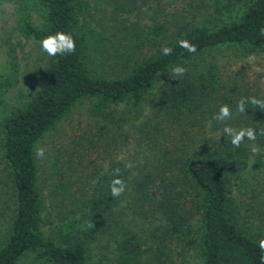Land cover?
Instances as JSON below:
<instances>
[{
    "label": "trees",
    "instance_id": "16d2710c",
    "mask_svg": "<svg viewBox=\"0 0 264 264\" xmlns=\"http://www.w3.org/2000/svg\"><path fill=\"white\" fill-rule=\"evenodd\" d=\"M156 1L149 29L124 21L117 38L93 25L90 0H35L41 26L30 14L19 19L27 39L40 42L62 30L74 36L76 51L51 57L39 89L0 119V264H19L33 254L46 264H93V245L100 242V264H260L264 136L245 138L235 148L214 116L227 104L233 118L225 123L264 128L258 107L236 112L242 97L264 99L249 80V70L264 68V0H171L184 4L167 12ZM180 38L197 51L180 48ZM165 45L174 49L170 56L161 54ZM227 50L246 58L238 76L245 88L237 91L220 75L216 55ZM176 65L187 70L179 79L169 74ZM11 85L0 64V95ZM86 100L103 130L130 121L118 111L122 104L137 113L149 102L162 120L142 128L137 140L144 149L130 169L125 163L132 160L123 158L87 174L86 150L71 140L48 172L51 198L70 200L67 216L56 223L46 212L36 150ZM253 146L259 151L253 153ZM117 167L127 190L112 198L109 183ZM247 179L257 183L248 188Z\"/></svg>",
    "mask_w": 264,
    "mask_h": 264
},
{
    "label": "rangeland",
    "instance_id": "374dc122",
    "mask_svg": "<svg viewBox=\"0 0 264 264\" xmlns=\"http://www.w3.org/2000/svg\"><path fill=\"white\" fill-rule=\"evenodd\" d=\"M35 0H0V64L4 68V73L11 80L10 88L0 95V119L8 114L13 108L22 106L39 89L42 84L45 73L48 71L51 57L44 53L40 47V42L27 39L18 29V21L24 14H30L36 25L41 26L42 19L37 10ZM92 4V22L101 34L105 36L119 37V27L127 24H133V29L139 30L141 27L149 29L153 22L152 15L155 10L158 11L156 0H90ZM162 4L167 6L166 12L174 10L176 6L182 7L183 2L174 3L171 0H162ZM167 4V5H166ZM120 5V6H119ZM129 5L133 7L132 12L121 10ZM119 6V7H118ZM156 8V9H155ZM119 9V11H118ZM165 13V10L161 8ZM139 31H137L138 33ZM231 51V52H230ZM259 58L264 56L258 55ZM257 56V57H258ZM262 56V57H261ZM216 57L220 60L221 76L223 80L232 85L233 90L237 91L244 86L239 80L240 68L246 64L245 59H241L227 50L223 53H217ZM212 58V56H209ZM256 58V56H255ZM263 59V58H262ZM231 60V61H228ZM257 64L256 59L252 60ZM251 73L250 82L253 90L257 85L264 92V68L255 66ZM244 74V73H243ZM238 78V81H235ZM253 84V85H252ZM245 88V87H244ZM159 86L154 88L149 100H153ZM234 91V93H236ZM90 100L78 103L63 120H61L55 129L50 131L38 144V148L44 149L43 158H38L41 172V184L43 195L46 201V212L56 223L64 216H67L69 199L63 201L61 196L56 200L51 198V186L49 185V167L50 161L55 156L64 154L71 140H79L78 148H85L89 159L90 167L87 168V174L92 171L97 172L103 166H107L113 160L128 158L135 164L137 153L144 148L138 143L142 128L146 125H155L161 118L157 111L151 108L147 102L144 109L139 112L130 111L125 104L119 106L118 111L122 116L129 117L130 121L125 122L123 127H114L113 125L103 130L101 122L96 120L90 113ZM145 126V127H146ZM82 144V145H81ZM143 152V151H142ZM142 152L140 153L142 155ZM46 180V181H45ZM256 180L245 182L246 187L250 188ZM89 191H86L88 193ZM82 207V205H81ZM76 217L80 215V210L76 211ZM153 218V217H151ZM146 223V222H145ZM192 224L195 229L200 225L199 213L192 214ZM144 227H146L143 224ZM50 227H47L49 230ZM50 231V230H49ZM104 241V240H103ZM105 243V242H103ZM93 245L91 262L100 264V257L103 254L102 244ZM112 247H109L111 249ZM108 251V250H107ZM194 253V252H192ZM191 259L194 260L193 257ZM19 264H46L35 254L26 256Z\"/></svg>",
    "mask_w": 264,
    "mask_h": 264
},
{
    "label": "clouds",
    "instance_id": "9594fccd",
    "mask_svg": "<svg viewBox=\"0 0 264 264\" xmlns=\"http://www.w3.org/2000/svg\"><path fill=\"white\" fill-rule=\"evenodd\" d=\"M262 35H264V27L260 29ZM178 46L185 49L190 53H195L197 51V46L190 42L186 38H180L178 41ZM40 47L44 53L49 57H56L57 55L64 54H73L76 51V40L74 36L70 33L64 31H56L54 34L46 35L40 41ZM174 49L168 47L167 45L163 46L161 49V54L164 56H170L173 53ZM254 56H249L248 60L251 62L254 60ZM187 70L180 65H176L172 68L169 73L171 77L178 78L183 76ZM251 105L252 107H258L260 110L264 111V99H259L255 96L252 97H242L236 104V112L242 114L246 112V105ZM233 118V112L229 105L222 104L218 113L214 116V119L218 122L224 123L223 134L227 137H230V142L235 148H239L240 145L245 141V138L249 141H255L257 135L264 136V128H260L259 132L256 128L253 127H234L230 124L225 123ZM253 153L259 151L256 146L251 148ZM36 156L38 158H43L44 149L38 148L36 150ZM134 167L133 162L128 161L125 163V168L130 169ZM121 168L117 167L112 172V179L109 183V193L112 198H118L122 196L127 190V184L122 177ZM90 227L92 225H89ZM258 248L261 253H264V238L259 239ZM260 264H264V254L260 256Z\"/></svg>",
    "mask_w": 264,
    "mask_h": 264
}]
</instances>
